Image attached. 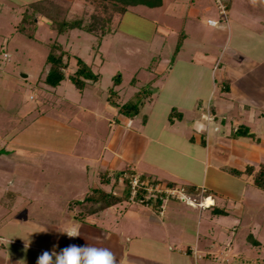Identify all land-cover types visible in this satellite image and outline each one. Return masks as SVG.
Here are the masks:
<instances>
[{"label":"crops","instance_id":"crops-1","mask_svg":"<svg viewBox=\"0 0 264 264\" xmlns=\"http://www.w3.org/2000/svg\"><path fill=\"white\" fill-rule=\"evenodd\" d=\"M193 2L197 4H190L182 17L183 40L174 59L169 61L158 57L156 64L147 71L153 97L142 107L151 105L148 114L143 115L144 121L137 116L132 119L116 116L115 109L105 104L97 117L110 131L104 137L102 133L99 135L97 156L90 159L86 158L87 149L95 146V141L91 137L87 139L80 172L84 173L86 184L83 196L91 188L111 189L120 195L122 190L119 191L117 185L122 180L119 177L114 185L113 173L123 169L132 170L137 177L142 176V181L158 179L178 182L179 186L199 188V192L193 194L179 188L173 195L165 194L164 199L167 200L162 201L160 213L150 205L130 199L81 219L72 215L71 219L62 220L56 225L51 224L54 220L47 223L33 219L20 220L16 216L2 217L0 239H9V243L7 246L0 244V264H35L41 252L54 245L59 251L70 244L107 248L114 255L116 264H194L198 258L208 256L210 250H213L215 261H209V264H216L217 259L222 260V257L226 264H242L239 263L242 259L230 254L227 244L220 243L218 236L212 235L217 227L215 224L219 229L225 228L222 217L236 213L235 207L227 204V197L235 204L240 191L232 190L225 194L220 187H215L213 179H208L207 171L208 165H212L213 171L221 170L233 176L227 172V168H234L231 163L235 164L242 156L238 148L248 149L253 141L256 142L255 150H260L264 145V135L259 136L264 133V8H257L256 0H228L226 21L211 24L210 21L218 19L211 17V11L203 7L201 0ZM187 21L188 25L185 24ZM152 23L154 38L158 22ZM202 23L212 29L208 38L199 42L203 45L201 52L193 47L190 48L189 57H184L185 41L190 33L202 35ZM171 108L181 114L180 119L168 121ZM255 117L261 120L255 121ZM60 125L63 127L64 123ZM238 125L246 126L253 137H232L231 132ZM7 144L10 143L5 142L4 146ZM214 148L220 150L219 155L213 153ZM75 149L76 143H72L66 149L57 147L55 152H63L73 158ZM45 150L50 151L49 148ZM68 150L71 151L67 153ZM14 159L8 152H0V169L12 171L16 162ZM241 164L244 167L249 163ZM193 165L196 166L195 172ZM90 175L98 181L99 186L88 185ZM235 177L247 179L244 174ZM155 186L168 188L164 183ZM116 189L118 192H115ZM177 193L181 195V200H178ZM76 195L81 196V191ZM20 196L23 194L18 189L0 186V202L4 197L14 199ZM206 196H209L212 204L199 207L197 203ZM73 199L67 200L66 207ZM14 201L8 203V214L10 210L17 209V202ZM214 208H221L224 213L215 214ZM113 211L118 214L111 215ZM193 218L194 223L191 221ZM71 224L79 225L77 236L68 237L58 232V228ZM24 225L30 228L25 233L29 234L31 229L39 230L44 240L29 238L25 247L27 237L22 236L19 228ZM199 234L203 238L201 249L198 245ZM215 243L223 244L224 249L219 246L214 248ZM5 256L6 261L2 258Z\"/></svg>","mask_w":264,"mask_h":264},{"label":"rangeland","instance_id":"rangeland-1","mask_svg":"<svg viewBox=\"0 0 264 264\" xmlns=\"http://www.w3.org/2000/svg\"><path fill=\"white\" fill-rule=\"evenodd\" d=\"M33 1L36 0H0V152H8L16 159L12 171L5 172L0 169V186L18 189L23 194L14 199L2 198L6 204L0 202V218L16 216L20 220L33 219L47 223L54 220L51 224L56 225L62 220L71 219L73 212L78 209L77 206L66 207V204L68 199L83 197V192L86 191L84 173L80 172L85 155L87 154L88 159L96 157L98 140L101 138L99 135L102 133L104 137L110 131L97 116L106 104V89L111 85L112 76L117 72L121 75V82L116 87L118 99L126 101L140 86L149 81L147 71L156 64L158 57L166 60L173 58L172 52L177 39L184 32L182 17L185 16L188 6H194L197 2L161 0L159 5L153 7H130L113 23L115 32L104 36L95 51L94 35L77 29L57 34L49 26L50 21L47 18L27 6V3ZM55 1L63 9L68 8L67 16L70 17L83 15V10L90 11V7L83 6L80 1ZM201 2L203 7L211 11V17L218 19L214 1ZM256 2L257 8H264V0ZM262 14L264 15V12ZM24 15L25 19H22ZM177 15L181 16L176 17ZM156 20L158 26L153 38L152 22ZM188 23L187 21L185 24ZM200 27L202 35L190 33L189 39L185 41L184 57H189L190 48L193 47L201 52L203 45L199 42L208 38L212 28L205 23ZM53 42L60 44L63 51L71 55L69 66L64 70L66 74L75 69L73 56L77 55L91 66L93 72L100 73L99 81L89 84L82 92L67 77L56 87L46 85L43 82L47 69L45 59ZM133 76L136 79L134 86L129 83ZM149 106L151 105L146 104L136 118L141 119L144 113L148 114L151 109ZM243 120L240 122L243 123ZM260 120L255 117V121ZM60 123H64L63 127ZM261 135L264 133L259 134ZM90 137L95 141V146L88 148L84 154V144ZM5 142L10 144L4 146ZM72 143H76L74 159L68 154H62L63 152H55L57 147L66 149ZM255 144L253 141L248 149L238 148L242 156L238 157L239 160L235 164L231 163L232 166L244 168L241 166V162H244L257 169L258 163H264V145L260 150H255ZM45 147L50 151L46 152ZM223 151L225 152L222 149ZM219 152L220 150L213 149L215 155ZM254 153L258 156H254ZM193 171H196L194 165ZM207 176L208 179H213L215 187H220L225 194L232 190L240 191L235 204L227 197V204L235 207L237 214H233L235 217H222L225 228L219 229L215 224L217 227L213 229V237L218 236L219 242L227 244L230 254L239 257V260L247 259L239 263L264 264V191L254 189L249 178H237L221 170L213 171L212 165H208ZM118 183L121 191L122 184ZM174 184L175 189L180 188L178 182ZM88 185L100 184L90 175ZM101 186L106 187L104 184ZM79 190L81 196L76 195ZM177 198L182 199L178 193ZM12 200L17 202V209L10 210L11 213L8 214V203ZM165 200L167 199L163 202ZM29 201L31 202L28 204ZM117 214L113 211L111 215ZM191 221L193 222L194 218ZM19 228L22 236L27 239L44 240V235L39 230L31 229L28 234L25 231H28L29 227L24 225ZM199 238L198 245L201 249V234ZM218 244L215 243L214 248L219 246L224 249L223 244ZM212 252L213 250H210L208 256L198 258L194 264H209V261H215ZM223 259L224 257L222 260L217 259L215 263L220 261V264H226Z\"/></svg>","mask_w":264,"mask_h":264},{"label":"trees","instance_id":"trees-1","mask_svg":"<svg viewBox=\"0 0 264 264\" xmlns=\"http://www.w3.org/2000/svg\"><path fill=\"white\" fill-rule=\"evenodd\" d=\"M80 1L83 6L90 7V11L83 10V15L67 16L68 8H62L61 5L55 0H36L27 3V6L36 11L41 16L47 18L50 21L49 26L54 29L57 34H63L68 31L77 29L85 33L94 35L96 38L93 48L96 50L101 44V40L104 36L114 33V22L121 18V16L130 7L137 5H146L153 7L159 5L161 0H71ZM228 7V0H225ZM25 16L22 19H25ZM69 17V18H68ZM114 27V28H113ZM30 35V34H29ZM177 43L172 52V57L176 55L182 43V35L177 39ZM57 50V52H56ZM70 54L64 52L60 44L53 42L51 49L49 50L45 64L47 69L43 76V82L50 86L56 87L65 77H67L71 83L82 92L84 88L92 83H96L100 79L99 72H93L91 66L86 63L82 58L74 55L75 69L67 74L64 72L69 66ZM173 58H170L172 61ZM121 82V75L117 72L112 76L111 85L106 89L105 102L116 111V116L121 115L128 119H132L140 113L143 105L150 101L153 97V88L151 81H147L140 86L133 95L126 101H119L117 88ZM131 85L136 84L135 76H133L129 82ZM181 114L174 108L170 109L168 114V121L172 122L174 118L180 119ZM142 117V121H144ZM231 136L238 137H253L252 132L244 125H238L234 131L231 132ZM227 172L233 176L246 175L251 180L252 185L264 190V164L258 165V168L251 164L244 166L242 170L237 168H227ZM104 174L103 176H105ZM131 175L134 172L130 169H123L113 173V184L118 182V178L122 180V193L120 195L114 194L111 190H104L102 188L89 189L82 198L72 200L69 203V207L77 206L78 209L74 211L72 215L75 218H83L87 215L95 213L105 207H109L122 200H133L139 203L147 204L152 207L156 212L160 213V207L165 193L162 191H147L143 186L132 188L130 184ZM143 177L139 176L138 180ZM164 183L165 187L176 188L173 182L162 181L158 179H150L148 184L154 188L156 184ZM187 192L193 194L199 192V188L194 186H179ZM70 207V208H71ZM215 214H223L224 210L221 208H214Z\"/></svg>","mask_w":264,"mask_h":264},{"label":"clouds","instance_id":"clouds-1","mask_svg":"<svg viewBox=\"0 0 264 264\" xmlns=\"http://www.w3.org/2000/svg\"><path fill=\"white\" fill-rule=\"evenodd\" d=\"M211 204L212 201L209 205ZM78 228V224H71L58 228V232L64 233L68 237H75L78 235ZM8 243L9 239L7 241L0 239V244L7 246ZM28 243L27 239L25 247L28 246ZM2 258L4 261L7 260V256ZM35 264H116V261L114 255L107 248L89 244L83 246L70 244L60 248L59 251H56L54 245L51 249L41 252L36 258Z\"/></svg>","mask_w":264,"mask_h":264},{"label":"built area","instance_id":"built-area-1","mask_svg":"<svg viewBox=\"0 0 264 264\" xmlns=\"http://www.w3.org/2000/svg\"><path fill=\"white\" fill-rule=\"evenodd\" d=\"M214 3L216 4L217 6V12H218V20L217 21H210L211 24H217V23H223L226 21L227 19V4H226V1L225 0H213ZM130 184H131V187L132 188H135V187H139V186H143L144 188L147 189V191H162L163 193L165 194H174L175 192H177L176 190L177 189H173V188H157L156 186L154 188L150 187L148 182L146 180L142 181V180H138V177L134 174V175H131V179H130ZM154 189V190H153ZM209 197L206 196L202 199V201H199L197 203V205L199 207H206L208 206L209 204L206 203V200L208 199ZM211 203V202H210Z\"/></svg>","mask_w":264,"mask_h":264},{"label":"bare ground","instance_id":"bare-ground-1","mask_svg":"<svg viewBox=\"0 0 264 264\" xmlns=\"http://www.w3.org/2000/svg\"><path fill=\"white\" fill-rule=\"evenodd\" d=\"M209 202H211V200L208 198V199L206 200V203L209 204Z\"/></svg>","mask_w":264,"mask_h":264}]
</instances>
